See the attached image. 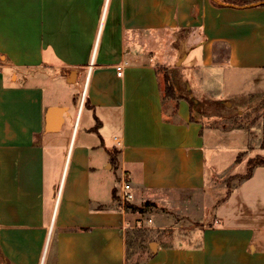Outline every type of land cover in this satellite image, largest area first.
Returning <instances> with one entry per match:
<instances>
[{"label":"crops","instance_id":"1","mask_svg":"<svg viewBox=\"0 0 264 264\" xmlns=\"http://www.w3.org/2000/svg\"><path fill=\"white\" fill-rule=\"evenodd\" d=\"M159 61L186 69L175 99ZM215 81L228 109L264 96V4L0 0V264H264V191L251 186L264 167L233 187L208 181L224 146L194 106L216 100ZM125 179L137 201L220 189L193 227L160 217L135 249Z\"/></svg>","mask_w":264,"mask_h":264},{"label":"rangeland","instance_id":"2","mask_svg":"<svg viewBox=\"0 0 264 264\" xmlns=\"http://www.w3.org/2000/svg\"><path fill=\"white\" fill-rule=\"evenodd\" d=\"M168 41L167 39V43ZM165 47H167V44ZM157 67L159 69V79L162 90L163 75L168 74L172 84V77L181 78V75L183 77L186 71V69L180 68L176 70L178 71L177 74H173V71H171L172 68L169 70L168 66L164 65L161 61L157 62ZM190 70L191 69H187L188 74ZM192 71L190 76L194 77L195 70ZM198 83H200V81ZM228 88L231 90L230 87L224 89L219 82L216 83L215 81L208 86L207 89L209 92H206V96L216 99L220 97L222 93H227L229 91L227 90ZM181 89H183L182 86ZM175 98H177L176 95ZM165 99L170 100L169 97H165ZM230 107L231 108L228 109V107L218 101V99L215 101H205L202 99V101L198 103L197 108L194 106L196 112L200 114V119L205 121V127L211 129L213 134L218 136V139H215L216 143H214V146L220 143L224 146L221 150V154L213 157V163H215L218 168L224 167L225 170L215 173L214 176L211 175L208 181L210 182L213 179L215 183L225 187H233L236 181H239L238 178L234 177V172L238 171L245 173L246 171V166L244 167V164H240L238 167L234 166L236 165L234 159L237 155L242 157V161L256 155L264 156V96H251L244 100L234 102ZM210 115L213 116L210 118ZM212 145L211 140H206L205 148L207 158H209V155H211L213 151L211 149ZM123 181L128 182L126 179ZM263 184L264 177L258 172L251 186L256 191H264ZM217 186L213 187V189L217 188ZM130 187L133 197L124 200L119 194L117 201L123 205L128 214H132V217L128 221V231L135 236L133 240L135 249L142 246L145 249H149L147 242L153 238L150 232L151 226L159 221L161 222L162 220L160 217H164L165 223H171L168 224L171 226L184 228L193 227L194 223H197V221L203 218L207 209L208 212L213 210L218 200L215 196L216 194L212 192L213 189L209 190L207 188L206 191H164L157 194L152 193L144 196V200L137 201V199H135L137 195L134 194L133 187L131 185ZM219 189L218 187L215 190L219 191ZM126 201L130 202V204L131 202L135 203L137 207L142 208V211L126 207V203H124ZM245 209L246 213H250L248 207H245ZM136 259H139V257Z\"/></svg>","mask_w":264,"mask_h":264},{"label":"trees","instance_id":"3","mask_svg":"<svg viewBox=\"0 0 264 264\" xmlns=\"http://www.w3.org/2000/svg\"><path fill=\"white\" fill-rule=\"evenodd\" d=\"M214 4L216 5H233L237 7H248L253 6L257 4L258 2H261V4H264V0H212ZM157 73H159V69L157 67ZM162 89V88H161ZM164 91V93H163ZM163 98L169 97L170 99H175V94L173 90V86L171 84V80L168 76V74L163 75V90H162ZM86 103V100L84 101V104ZM99 122H97V125ZM242 157L240 155H237V157L234 160V163L241 162ZM255 167H264V156L256 155L253 157H249L246 162V171L243 174L234 175V177L238 178L239 180L242 179H248L251 177L253 170ZM115 193V190H114ZM126 207H134L129 202H125ZM142 211V210H141Z\"/></svg>","mask_w":264,"mask_h":264},{"label":"built area","instance_id":"4","mask_svg":"<svg viewBox=\"0 0 264 264\" xmlns=\"http://www.w3.org/2000/svg\"><path fill=\"white\" fill-rule=\"evenodd\" d=\"M117 69V75H121V71H122V65H117L116 67ZM115 142L117 145H120V140L115 138ZM121 197L125 200L131 199L133 197L132 191H131V187L130 184L128 182H122V187H121V193H120Z\"/></svg>","mask_w":264,"mask_h":264},{"label":"water","instance_id":"5","mask_svg":"<svg viewBox=\"0 0 264 264\" xmlns=\"http://www.w3.org/2000/svg\"><path fill=\"white\" fill-rule=\"evenodd\" d=\"M257 4H261V2H258ZM54 108H50L49 109V113H51V111L53 110Z\"/></svg>","mask_w":264,"mask_h":264}]
</instances>
